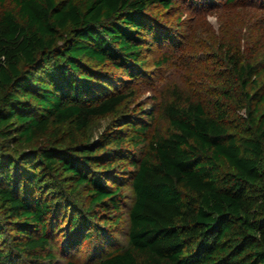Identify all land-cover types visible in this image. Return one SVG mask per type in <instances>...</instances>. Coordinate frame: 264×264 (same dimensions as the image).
I'll return each instance as SVG.
<instances>
[{
	"label": "trees",
	"instance_id": "trees-1",
	"mask_svg": "<svg viewBox=\"0 0 264 264\" xmlns=\"http://www.w3.org/2000/svg\"><path fill=\"white\" fill-rule=\"evenodd\" d=\"M175 4L0 0V264H264V57L223 47L221 87L150 135L124 107Z\"/></svg>",
	"mask_w": 264,
	"mask_h": 264
},
{
	"label": "rangeland",
	"instance_id": "rangeland-1",
	"mask_svg": "<svg viewBox=\"0 0 264 264\" xmlns=\"http://www.w3.org/2000/svg\"><path fill=\"white\" fill-rule=\"evenodd\" d=\"M198 1L174 0L175 7L160 20L171 27L176 40L151 46L144 77L129 80L124 86L132 90L124 102L125 108L153 113L148 135L155 128L166 127L159 117L164 100L172 97L209 99L214 89L221 87L217 74L228 70L223 47L237 48L253 61L264 57V0H213L202 4ZM112 117L113 114L95 120L91 128L93 137L111 122ZM32 145L21 147L29 149ZM123 192L129 204L132 190L124 186ZM115 237L117 244L126 241L119 231ZM86 247L84 243L69 255L83 261L87 257Z\"/></svg>",
	"mask_w": 264,
	"mask_h": 264
}]
</instances>
